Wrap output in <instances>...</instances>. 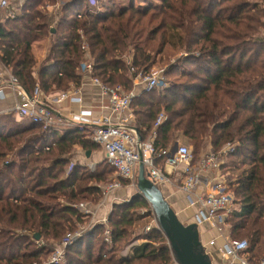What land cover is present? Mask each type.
I'll return each instance as SVG.
<instances>
[{
  "label": "trees",
  "instance_id": "trees-1",
  "mask_svg": "<svg viewBox=\"0 0 264 264\" xmlns=\"http://www.w3.org/2000/svg\"><path fill=\"white\" fill-rule=\"evenodd\" d=\"M158 1L98 11L86 0H22L13 17L0 21V62L28 94L36 82L44 94L76 88L83 60L90 61L92 77L129 92L131 67L146 73L157 56L181 53L159 66L166 79L178 71L183 80H166L163 88L132 98L134 127L142 141L155 132L156 149L180 141L195 156L208 145L218 151L234 144L221 166L233 192L225 232L246 240L242 254L258 264L264 254V0ZM47 6L57 9L53 24ZM44 38L47 53L37 66L32 44ZM160 112L165 118L153 128ZM183 116L185 127L177 129ZM11 122L0 124V264H42L83 222L74 205L97 201L114 169L104 158L105 166L95 169L72 163L75 146L102 150L88 130L43 129L27 118ZM149 215L141 195L114 203L111 243L102 239L103 226L94 225L66 247L58 264H173L156 227L134 236L136 223ZM137 239L130 255H122Z\"/></svg>",
  "mask_w": 264,
  "mask_h": 264
},
{
  "label": "built area",
  "instance_id": "built-area-1",
  "mask_svg": "<svg viewBox=\"0 0 264 264\" xmlns=\"http://www.w3.org/2000/svg\"><path fill=\"white\" fill-rule=\"evenodd\" d=\"M91 1L95 0H88V2ZM0 9L5 12V16L10 17H13L17 11V8L7 0H0ZM83 48L86 49V46L83 45ZM91 69L89 60H83L80 64L82 74H88L91 82L99 87L101 94L108 97L109 115L92 118L89 110L82 109L68 122L58 120L50 104L65 99H69L71 102H80L81 98L76 95L77 91L74 90V87L58 91L55 94H44L36 82L32 93L28 94L20 87L17 78L7 66L0 62V100L6 96L5 88L17 97L13 106L0 111V116L27 118L34 123L41 124L43 129L54 127L55 130L61 131L65 127H69L88 130L90 139L101 146L104 160L113 167L116 176L128 181L132 186L135 185L134 181H137L138 164L141 161L144 175L148 181L159 189L163 185H173L176 190L185 195L189 206L196 207L193 222L197 224L198 228L203 224H208L215 230V237L224 239L223 245L216 252L221 255L219 264H249L242 254V251L247 247L246 240H231L224 233L226 220L233 207V192L230 185L231 180H228L227 175L220 169L227 156L233 152L234 144L227 143L218 151H208L196 160L191 148L184 144L156 149L154 147L155 132H152L145 141L138 142V132L126 115L132 98L136 96L135 93L133 90L125 92L120 85L104 84L98 78L91 76ZM130 71L135 73L133 80L143 84L144 89H160L166 85V78L160 69L153 68L149 72L141 73L131 67ZM164 118L163 112L158 113L153 122V128L159 126ZM210 171L214 172L213 175L204 182L201 174ZM174 177L175 182L173 181ZM119 186L118 181L112 182L105 185L103 190L111 192ZM199 188H203V190L200 191ZM98 206H90L87 203L74 205L83 214V217L94 216L95 208ZM145 211L147 210H141L140 213L143 214ZM149 211L148 218L151 220L144 231L147 232L152 227H156L163 234L150 206ZM104 222L106 219L102 220V223ZM94 225L96 224L88 223L79 230L77 228L73 232H67L52 247L51 255L42 264H58L63 261L66 247L76 238L88 232ZM110 235L109 227H103L102 239L106 244L111 243ZM214 246L215 238L202 244L203 250L209 256L212 264H218L213 259V252L210 250ZM173 264H176L174 260ZM258 264H264V259H261Z\"/></svg>",
  "mask_w": 264,
  "mask_h": 264
},
{
  "label": "crops",
  "instance_id": "crops-1",
  "mask_svg": "<svg viewBox=\"0 0 264 264\" xmlns=\"http://www.w3.org/2000/svg\"><path fill=\"white\" fill-rule=\"evenodd\" d=\"M14 1H15V3L17 2V0H14ZM18 1H20V0H18ZM15 3L10 2V4L12 6H14L13 4H15ZM20 3L21 2H18V4H20ZM56 10L57 9H55V8H50V10H49V13L52 14L50 24H52L55 21V19H54L55 15L54 14H55ZM4 17H5V12L2 9H0V21H2L4 19ZM48 44H49L48 38L40 39L38 41H35L32 44V52H33L35 59L37 61V66L44 59V57L47 53ZM132 84H133L132 90L135 93V95H138L139 93H141L144 90L143 84H141L137 81H134V80H133ZM72 87H74V85H71L69 88H72ZM74 90L77 91L76 95L80 96V98H81L80 102H71L69 99H65V100H61L60 102L50 104V107L52 108L53 113L58 118V120L68 122L71 117H73L75 114H77L82 109L89 110L92 118L107 116L110 114L108 97L101 94L99 87L94 85L91 82L90 76L88 74L82 75L79 86H77L76 88L74 87ZM4 92L6 93L5 94L6 96L4 99L0 100V111L6 110L7 108L13 106L14 102L17 101V97L9 89L5 88ZM57 92L58 91H54L53 94H55ZM126 115L129 118V120L131 121L132 125H134V117H133V112H132L131 106L127 110ZM10 121L11 120H8V122H10ZM69 129H71V128L65 127L64 130H69ZM173 144H171V146L179 145L180 141H175ZM78 148L79 147H77V149ZM100 151H101V155L100 154L94 155V153H93V157L95 159L98 158L99 161L101 159L103 160V158H104L103 151L102 150H100ZM208 151H211V148L209 147V145L196 157V160L200 156H202L203 154L207 153ZM73 152L74 151H72V154H73ZM88 155H89V153H88ZM88 155H86L87 158H88ZM78 158H79V156H78ZM220 170L223 172L222 168ZM213 173L214 172H212V171L202 173L201 174L202 180L204 182L207 181L213 175ZM173 181L175 182V177H174ZM160 189H161V192H162L164 198L167 200L169 205L175 211L179 220L185 224L193 222V216L196 213V207H191L188 205L186 198H185V195L181 191L176 190V188L173 185H168V186L163 185V186H161ZM198 190L202 191L203 188H199ZM113 202L114 201H112V202H105L104 201L101 205L96 207L95 208V217H97V219H102L104 217V214H106L105 212H108L109 205L112 204ZM115 203H117V202H115ZM199 233H200V240L202 241V238H203L204 242H207L211 238H215V246L210 250L213 252V259L215 261H217L219 264L221 261V259H220L221 255L219 253H216V252L223 245L224 239L222 237H215L216 236L215 230L212 227H210L208 224L201 225L199 228ZM224 233H225V236H227L226 232H224ZM227 237H225V238H227ZM132 245H134V244L127 246V251L122 252V255H124V256L128 255L129 256L130 252H131L130 250H131Z\"/></svg>",
  "mask_w": 264,
  "mask_h": 264
},
{
  "label": "rangeland",
  "instance_id": "rangeland-1",
  "mask_svg": "<svg viewBox=\"0 0 264 264\" xmlns=\"http://www.w3.org/2000/svg\"><path fill=\"white\" fill-rule=\"evenodd\" d=\"M22 0L18 1L15 3L14 0H7V2H12V3H15V4H18V2H21ZM145 0H95L94 2H86V5L89 7V8H94V9H97L98 11H106V10H113V11H117L118 8H120L121 6H127L129 3H134L136 5H143V2ZM149 3H155V4H159V1L158 0H147ZM251 2H256L258 4L261 3V0H249ZM13 4V5H15ZM47 10L49 11L50 8H55V7H49L47 6L46 7ZM53 24V23H52ZM261 34L263 35L264 34V30L261 32ZM171 55H173V52H170ZM181 53H177L174 57H170L168 59H165V57L163 56L162 58H160V56H157L156 58V63L154 65V68H157V69H162L161 67H163L165 65L166 62H173L175 57L179 56ZM163 60V62H161ZM167 60V61H166ZM161 62V63H158V62ZM161 65V67L159 66ZM189 68V67H188ZM178 72V71H177ZM176 71L170 75L168 77V79L166 80H169V81H181L183 80L182 77H179L176 75L177 73ZM11 120L12 122H14L17 118L15 117H9V116H0V124H6V125H9L10 122H8V120ZM187 120V117L186 116H183L181 118H179L176 122V126H177V129H182L185 127V122ZM11 122V123H12ZM181 144V142H180ZM183 144V143H182ZM174 145V144H173ZM192 150V149H191ZM73 154L71 153V159H72V163H77L80 164L81 166H87V168H91V169H95L97 168L98 166H103L104 165V162L103 160L101 159L99 161V159H95L93 157V153L94 155L95 154H100L101 155V151L99 149H95V150H86V149H82L81 147H79L77 149V146H75L73 148ZM211 151H212V148H211ZM89 152V155H88V158L86 157V153ZM193 152V151H192ZM73 156V157H72ZM79 156V158H78ZM93 157V158H92ZM195 158L197 156H194ZM79 160V161H78ZM98 161V162H97ZM100 162V163H99ZM101 164V165H100ZM105 166V165H104ZM99 167V168H101ZM106 170H110L108 167H106ZM108 176L107 178V181L105 183H103L102 185V192H101V195H100V198L95 201V202H88L87 204L90 205V206H96V205H101L104 201L105 202H112L114 201L112 204L109 205V209H108V212H105L106 214H104V217L102 219H97V217H95V214L94 216H91V217H83V222L81 224H79V227H78V230L84 226H86L88 223H93V224H96V225H102L103 227L105 226H108L109 227V223H108V217L111 213V210L113 208V204L115 202H118V203H123L125 201H128L130 199L131 196H133L136 192H137V188H136V182L134 181L135 185L132 186L130 185V183L126 180H123V179H120L116 176V174L110 170L109 173L106 175ZM119 182L120 183V186L118 188H115L113 191L111 192H105L103 190L104 186L107 185L108 183H112V182ZM126 181V182H124ZM140 213V211H139ZM141 215V213H140ZM103 219H106V222L102 223V220ZM150 218H143L141 219L138 223H136V227H135V234L134 236H138L139 233H144V228L146 226L149 225L150 223ZM141 242V240L137 239L135 241H133L132 243L128 244L127 246L131 245V244H137ZM202 244H204V240L202 238ZM127 246L124 247V249L122 250V252L124 251H127ZM121 252V254H122ZM51 255V253L49 254V256ZM48 256V258H49ZM48 258H44L42 263L47 261ZM257 262L259 263V261L261 259H264V254H262V256H259L257 258ZM64 261V259H62ZM214 261V260H213ZM217 262V261H216ZM257 262H254V263H257ZM62 263V261L60 262ZM218 263V262H217Z\"/></svg>",
  "mask_w": 264,
  "mask_h": 264
},
{
  "label": "water",
  "instance_id": "water-1",
  "mask_svg": "<svg viewBox=\"0 0 264 264\" xmlns=\"http://www.w3.org/2000/svg\"><path fill=\"white\" fill-rule=\"evenodd\" d=\"M137 136L140 142L138 133ZM136 188L135 194L141 195L150 206L176 264H212L203 250L197 224L194 222L185 224L179 220L161 190L146 179L141 161L138 164ZM34 238L37 240L39 235L35 234Z\"/></svg>",
  "mask_w": 264,
  "mask_h": 264
}]
</instances>
